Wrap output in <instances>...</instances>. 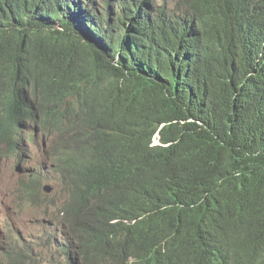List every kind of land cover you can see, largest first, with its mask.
<instances>
[{"label":"trees","instance_id":"trees-1","mask_svg":"<svg viewBox=\"0 0 264 264\" xmlns=\"http://www.w3.org/2000/svg\"><path fill=\"white\" fill-rule=\"evenodd\" d=\"M40 137L66 197L1 264H264V0H0V146Z\"/></svg>","mask_w":264,"mask_h":264},{"label":"rangeland","instance_id":"rangeland-1","mask_svg":"<svg viewBox=\"0 0 264 264\" xmlns=\"http://www.w3.org/2000/svg\"><path fill=\"white\" fill-rule=\"evenodd\" d=\"M160 1L171 8L175 0ZM27 154L23 161H19L7 152L5 146H0V242L6 234L16 232L19 236L18 248L30 252L31 256L35 257L49 248L43 223L46 218H50L53 206L65 199L66 192L61 184L47 181L43 185L49 184L52 187L49 197L52 199L47 205L42 206L41 203L38 205V202L44 199L43 194L30 196L24 184L28 179L26 175L31 176L46 164L41 162L45 155L44 143L40 140L34 144L29 143ZM18 167L21 172L18 171ZM32 198H37V201ZM20 260L26 261L25 264H32L30 257H23Z\"/></svg>","mask_w":264,"mask_h":264},{"label":"clouds","instance_id":"clouds-1","mask_svg":"<svg viewBox=\"0 0 264 264\" xmlns=\"http://www.w3.org/2000/svg\"><path fill=\"white\" fill-rule=\"evenodd\" d=\"M37 140H40V141H42L43 143H44V152H45V155H44V158L41 160V162H43V161H46L47 160V151H48V149H49V146H50V142L49 141H47V140H45L44 139V137H40V138H37L36 140H35V142L37 141ZM157 140V139H156ZM35 142H33V144L35 143ZM158 142V141H157ZM156 142V143H157ZM9 153V152H8ZM26 155H28L27 153L23 156V157H20L17 153H16V155H12V156H14L16 159H18L19 161H23L24 160V157L26 156ZM21 158V159H20ZM45 166V165H44ZM43 166V167H44ZM42 167V168H43ZM41 168V169H42ZM40 170V169H39ZM18 171L19 172H21V169L18 167ZM26 176H29V175H26ZM45 182H47V181H45ZM45 182H43V183H45ZM30 183H32V181L31 180H29V179H27V182L24 184L25 185V190L28 192V185L30 184ZM43 183H42V185H41V191L43 192V193H47V194H50V196H51V192H52V187L49 185V184H44L43 185ZM45 185H49L50 187H51V190L49 191V192H46L45 190H44V186ZM53 212V211H52ZM51 212V213H52ZM50 213V214H51ZM49 214V215H50ZM48 218H46V220H47ZM46 220H44V222L46 221ZM43 226H44V223H43ZM14 234L18 237V239H19V236H18V234L16 233V232H14ZM45 235H46V231H45ZM46 239H47V236H46ZM45 253V252H44ZM43 253V254H44ZM39 259H41V257L39 258ZM39 259L36 257V263H38V264H44V263H47V262H45V261H43V262H39Z\"/></svg>","mask_w":264,"mask_h":264},{"label":"water","instance_id":"water-1","mask_svg":"<svg viewBox=\"0 0 264 264\" xmlns=\"http://www.w3.org/2000/svg\"><path fill=\"white\" fill-rule=\"evenodd\" d=\"M44 190H45L46 192H49V191L51 190V187H50L49 185H45V186H44Z\"/></svg>","mask_w":264,"mask_h":264},{"label":"bare ground","instance_id":"bare-ground-1","mask_svg":"<svg viewBox=\"0 0 264 264\" xmlns=\"http://www.w3.org/2000/svg\"><path fill=\"white\" fill-rule=\"evenodd\" d=\"M140 4V3H139ZM163 7V6H162ZM160 9V8H159ZM243 15V14H242ZM250 24V23H249ZM242 27V26H241ZM250 28V27H249ZM245 30V29H244ZM184 38V37H183ZM159 42V41H158ZM262 73V72H261ZM16 154V153H15Z\"/></svg>","mask_w":264,"mask_h":264}]
</instances>
